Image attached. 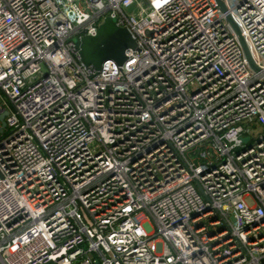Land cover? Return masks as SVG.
Instances as JSON below:
<instances>
[{"label": "built area", "instance_id": "2783aa9c", "mask_svg": "<svg viewBox=\"0 0 264 264\" xmlns=\"http://www.w3.org/2000/svg\"><path fill=\"white\" fill-rule=\"evenodd\" d=\"M223 1L258 73L215 0H0V264H264V0Z\"/></svg>", "mask_w": 264, "mask_h": 264}, {"label": "water", "instance_id": "95a60500", "mask_svg": "<svg viewBox=\"0 0 264 264\" xmlns=\"http://www.w3.org/2000/svg\"><path fill=\"white\" fill-rule=\"evenodd\" d=\"M215 2L221 13L225 15V20L234 32L250 68L258 73L259 67L250 54L239 26L228 13L224 1L215 0ZM76 46L81 63L85 66H92L96 70H100L107 61H113L121 66L128 60L126 56L128 51H138L137 43L128 30L118 27L115 20L111 18L105 19L95 36L84 37L76 42ZM4 117L5 115L0 116L2 127H5ZM198 190L201 194L203 193L200 187Z\"/></svg>", "mask_w": 264, "mask_h": 264}, {"label": "rangeland", "instance_id": "374dc122", "mask_svg": "<svg viewBox=\"0 0 264 264\" xmlns=\"http://www.w3.org/2000/svg\"><path fill=\"white\" fill-rule=\"evenodd\" d=\"M257 129H258V126H254V127H252L250 129L251 130V135H252L253 138H255V136L257 135ZM242 140H243L244 143H246L248 139L244 137Z\"/></svg>", "mask_w": 264, "mask_h": 264}]
</instances>
